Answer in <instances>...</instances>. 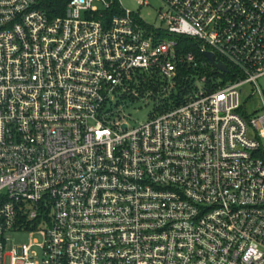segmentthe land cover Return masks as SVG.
<instances>
[{
	"label": "built area",
	"instance_id": "built-area-1",
	"mask_svg": "<svg viewBox=\"0 0 264 264\" xmlns=\"http://www.w3.org/2000/svg\"><path fill=\"white\" fill-rule=\"evenodd\" d=\"M160 1L0 0V264H264V0ZM182 66L150 120L106 107Z\"/></svg>",
	"mask_w": 264,
	"mask_h": 264
},
{
	"label": "rangeland",
	"instance_id": "rangeland-1",
	"mask_svg": "<svg viewBox=\"0 0 264 264\" xmlns=\"http://www.w3.org/2000/svg\"><path fill=\"white\" fill-rule=\"evenodd\" d=\"M122 5L131 10L138 11L144 21L153 25H160L157 17V10L160 8V0H144L148 5H139L138 0H120ZM264 90V77L259 79ZM190 89V86H189ZM246 89L251 92L250 87ZM161 99L159 95L149 96L146 92L136 98L115 96L111 102H108L106 107L113 111V117L116 120L124 118L129 127H136L138 124L150 120L153 116L158 115L160 111L159 104ZM245 106V112L248 117H260L264 113L261 96L251 95L250 97L244 94L242 99V107ZM7 243L4 252L8 254L13 248L21 244H31L33 242L41 243L42 237L38 233L29 231H14L6 235ZM36 248V247H34ZM37 249V248H36Z\"/></svg>",
	"mask_w": 264,
	"mask_h": 264
},
{
	"label": "trees",
	"instance_id": "trees-1",
	"mask_svg": "<svg viewBox=\"0 0 264 264\" xmlns=\"http://www.w3.org/2000/svg\"><path fill=\"white\" fill-rule=\"evenodd\" d=\"M66 0H62V3L65 2ZM178 48L185 47L184 50H194V48H192V43L190 41L187 40V38H179L178 40ZM179 75L176 78V83H177V90L176 91H172L168 97L169 101H167V103L165 104L164 107H160V111L167 109V107L172 106V105H177L179 103H181L183 101V97L187 94L188 90H189V86H190V80L189 79H185V76L188 75H192L193 69L189 68L187 66H182L179 67ZM152 84L150 83H146V82H142L141 83V91H143L145 88L150 87ZM156 90V89H155Z\"/></svg>",
	"mask_w": 264,
	"mask_h": 264
},
{
	"label": "water",
	"instance_id": "water-1",
	"mask_svg": "<svg viewBox=\"0 0 264 264\" xmlns=\"http://www.w3.org/2000/svg\"><path fill=\"white\" fill-rule=\"evenodd\" d=\"M205 56L207 57V59L214 64L215 67H217L218 69L222 70V71H226L227 70V66H225L223 63L215 61L214 59V54L210 53V52H206ZM125 125H123L124 127Z\"/></svg>",
	"mask_w": 264,
	"mask_h": 264
}]
</instances>
